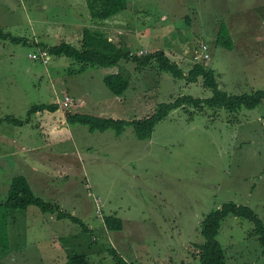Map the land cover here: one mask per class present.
I'll use <instances>...</instances> for the list:
<instances>
[{
    "label": "rangeland",
    "instance_id": "1",
    "mask_svg": "<svg viewBox=\"0 0 264 264\" xmlns=\"http://www.w3.org/2000/svg\"><path fill=\"white\" fill-rule=\"evenodd\" d=\"M127 1L107 28L88 22L77 30L74 17L89 12L78 0H0V28L21 39L0 38V201L12 179L25 176L38 197L89 230L35 206L9 211L0 217L8 242L0 264H65L75 256L115 264L113 250L129 264H197L210 213L234 202L264 222V101L236 112L185 105L147 140L133 127L90 132L68 115L141 120L162 103L213 92L202 78L176 79L155 61L144 69L84 67L49 53L76 44L85 29L99 30L138 57L163 51L188 76L206 46L210 58L198 64L215 72L219 88L251 94L264 90V0ZM222 24L232 50L217 42ZM35 54H48L49 63ZM119 73L129 80L121 97L104 82ZM107 217L122 220V230H109ZM217 239L227 264H264L251 221L229 215Z\"/></svg>",
    "mask_w": 264,
    "mask_h": 264
},
{
    "label": "trees",
    "instance_id": "2",
    "mask_svg": "<svg viewBox=\"0 0 264 264\" xmlns=\"http://www.w3.org/2000/svg\"><path fill=\"white\" fill-rule=\"evenodd\" d=\"M86 3L91 19L96 21L109 20L128 9L127 0H86ZM0 38L8 39L11 36L4 33L0 28ZM12 39L15 42H20L21 40L20 38ZM217 42L223 48L233 49L231 34L226 24H222ZM49 53L52 56L74 60L84 67L115 68L121 67L123 63L128 62L135 64L137 69H144L155 61L162 72L168 73L176 79H185L188 83H197L199 78H202L205 86L213 92V97L209 99H194L187 96L174 102L162 103L156 112L141 120H115L85 114L68 115V121L86 126L90 132H105L112 129L118 135H121L126 127H133L136 136L140 140H147L153 136L156 126L161 121L185 105L206 106L216 109L224 108L230 112H236L242 108L255 109L264 101V90H258L251 94L229 95L219 88L215 72L208 70L203 64H194L188 76H186L178 64L173 63L163 51L138 57L129 50L125 51L118 47L111 38L99 30L85 29L76 44L62 42L49 48ZM47 63L49 62L45 64ZM104 82L106 87L118 97H121L129 87V80L122 73L107 76ZM36 109L33 108L31 111ZM16 122L19 123L18 121ZM31 206L39 208L43 214H57L60 220L70 219L73 223L79 225L83 232H89L88 228L80 220L72 215L60 212L58 206L38 197L25 176L14 177L11 181L8 199L6 202L0 201V217L2 214L8 215L9 211H26ZM229 215L247 219L254 224L255 234L264 252V222L262 219L250 207L230 202L223 205L221 209L210 213L203 220L201 234L204 242L197 245V264H227L226 252L218 242L217 237L222 222ZM105 225L111 231H121L123 227L122 220L113 217H107ZM2 228L4 230L7 229L6 226ZM2 228L0 227V249L8 243L7 234L5 233L4 237L2 236ZM112 255L115 264H129L117 251L113 250ZM65 264H89V261L86 256H75L70 258Z\"/></svg>",
    "mask_w": 264,
    "mask_h": 264
},
{
    "label": "built area",
    "instance_id": "3",
    "mask_svg": "<svg viewBox=\"0 0 264 264\" xmlns=\"http://www.w3.org/2000/svg\"><path fill=\"white\" fill-rule=\"evenodd\" d=\"M47 56H48V54H45L43 56L42 55L38 56V55L35 54L33 57L30 56V58L31 59H35V60H38L40 58V59L43 60V62L46 63L47 60H48ZM209 58H210V56L208 54V48L205 46L203 48V50H201V52H198V51L195 52V54L193 56V61H194L195 64L196 63L197 64L198 63H204ZM64 103H65V106L67 107V106H70L72 104V101L69 98H67Z\"/></svg>",
    "mask_w": 264,
    "mask_h": 264
},
{
    "label": "crops",
    "instance_id": "4",
    "mask_svg": "<svg viewBox=\"0 0 264 264\" xmlns=\"http://www.w3.org/2000/svg\"><path fill=\"white\" fill-rule=\"evenodd\" d=\"M78 5L81 6L82 8H84L83 6H86V8H87V4H86L85 0H78ZM85 14H86V20H84V19L80 20L78 18V16H75L74 17V21H73L75 24L74 25H70V26H73V27H75V29L77 28V30H78V29H80L82 27H87V23L89 22V23L94 24V25L95 24H100L101 25L100 27H101L102 30H103V28H107V20L106 21L93 22V20L91 19V16L89 15V12L85 10ZM115 17H117V16H115ZM109 25H111V24H109ZM102 26H105V27H102Z\"/></svg>",
    "mask_w": 264,
    "mask_h": 264
}]
</instances>
